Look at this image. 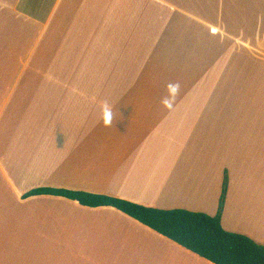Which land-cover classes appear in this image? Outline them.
Here are the masks:
<instances>
[{
	"label": "crops",
	"instance_id": "obj_1",
	"mask_svg": "<svg viewBox=\"0 0 264 264\" xmlns=\"http://www.w3.org/2000/svg\"><path fill=\"white\" fill-rule=\"evenodd\" d=\"M226 175L224 230L264 246V0H0V264H213L114 208L24 196L214 217Z\"/></svg>",
	"mask_w": 264,
	"mask_h": 264
},
{
	"label": "trees",
	"instance_id": "obj_2",
	"mask_svg": "<svg viewBox=\"0 0 264 264\" xmlns=\"http://www.w3.org/2000/svg\"><path fill=\"white\" fill-rule=\"evenodd\" d=\"M227 191L226 175L219 210L214 217L183 209L147 208L110 196L60 188H37L24 198L53 196L77 202L86 208L111 207L213 264H264L263 245L224 230L222 215Z\"/></svg>",
	"mask_w": 264,
	"mask_h": 264
},
{
	"label": "clouds",
	"instance_id": "obj_3",
	"mask_svg": "<svg viewBox=\"0 0 264 264\" xmlns=\"http://www.w3.org/2000/svg\"><path fill=\"white\" fill-rule=\"evenodd\" d=\"M179 91V85L176 83H169L167 85V94L162 99V105L167 110H172L175 106L176 97ZM115 113L114 110L105 105L102 109V120L105 126H110L113 122Z\"/></svg>",
	"mask_w": 264,
	"mask_h": 264
},
{
	"label": "rangeland",
	"instance_id": "obj_4",
	"mask_svg": "<svg viewBox=\"0 0 264 264\" xmlns=\"http://www.w3.org/2000/svg\"><path fill=\"white\" fill-rule=\"evenodd\" d=\"M74 77H72L71 78V81H75L74 79H73ZM69 81V80H68ZM45 172V170H43V169H40L39 170V172L38 173H44ZM40 183H42L43 181H39ZM61 182V181H60ZM40 188V187H39ZM53 188H60V189H68V190H75V189H77V190H79V188H67V187H59V186H55V187H53Z\"/></svg>",
	"mask_w": 264,
	"mask_h": 264
}]
</instances>
